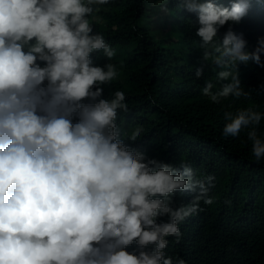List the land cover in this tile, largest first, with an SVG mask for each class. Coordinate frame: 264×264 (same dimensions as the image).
<instances>
[{
	"label": "clouds",
	"instance_id": "9594fccd",
	"mask_svg": "<svg viewBox=\"0 0 264 264\" xmlns=\"http://www.w3.org/2000/svg\"><path fill=\"white\" fill-rule=\"evenodd\" d=\"M108 3L0 0V264H185L171 257L185 248L180 224L201 201L213 203L215 177L133 147L142 128L128 134L118 124L125 92L103 98L118 72L112 63L94 65V54L111 60L115 52L93 21ZM179 7L196 15L203 59L220 69L221 87L206 81L203 95L216 104L247 98L237 66L264 67V38L250 53L231 28L222 40L218 32L241 21L248 0L230 7L179 0ZM224 119L223 135L247 130L252 155L264 159V112L240 109ZM177 193L196 195L175 206Z\"/></svg>",
	"mask_w": 264,
	"mask_h": 264
},
{
	"label": "trees",
	"instance_id": "16d2710c",
	"mask_svg": "<svg viewBox=\"0 0 264 264\" xmlns=\"http://www.w3.org/2000/svg\"><path fill=\"white\" fill-rule=\"evenodd\" d=\"M216 2L230 7L233 0ZM164 3L167 11L161 10ZM248 3L247 14L238 24L222 27L218 38L231 28L252 53L264 38V0ZM98 7L94 31L115 55L107 60L102 53L94 54L92 59L94 65L116 66L118 76L103 98L125 92L128 110L118 114V124L128 134L142 128L132 146L177 168L186 164L198 177H215L208 193L213 203L201 201V210L180 224L185 248L177 247L171 257L185 264H264V159L252 155L247 130L238 137L223 135L225 112H264V67L252 61L239 64L248 97L213 103L202 90L209 80L213 91L221 87L223 82L216 80L220 69L211 57L203 59L196 15L182 10L179 0H110ZM200 68L203 75L197 78ZM258 133L264 134V120ZM195 195L177 193L175 206L188 204Z\"/></svg>",
	"mask_w": 264,
	"mask_h": 264
},
{
	"label": "rangeland",
	"instance_id": "374dc122",
	"mask_svg": "<svg viewBox=\"0 0 264 264\" xmlns=\"http://www.w3.org/2000/svg\"><path fill=\"white\" fill-rule=\"evenodd\" d=\"M153 4H155V3L153 2Z\"/></svg>",
	"mask_w": 264,
	"mask_h": 264
}]
</instances>
